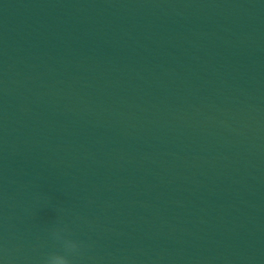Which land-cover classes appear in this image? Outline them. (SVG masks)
I'll return each instance as SVG.
<instances>
[{
    "label": "water",
    "instance_id": "95a60500",
    "mask_svg": "<svg viewBox=\"0 0 264 264\" xmlns=\"http://www.w3.org/2000/svg\"><path fill=\"white\" fill-rule=\"evenodd\" d=\"M239 0H0V195L130 114Z\"/></svg>",
    "mask_w": 264,
    "mask_h": 264
},
{
    "label": "clouds",
    "instance_id": "9594fccd",
    "mask_svg": "<svg viewBox=\"0 0 264 264\" xmlns=\"http://www.w3.org/2000/svg\"><path fill=\"white\" fill-rule=\"evenodd\" d=\"M52 236L54 239L62 243L65 253H75L78 251L79 245L77 244V242L71 239H66L61 234V231L53 232ZM44 264H72V262L68 259L67 255L52 253L46 258Z\"/></svg>",
    "mask_w": 264,
    "mask_h": 264
}]
</instances>
